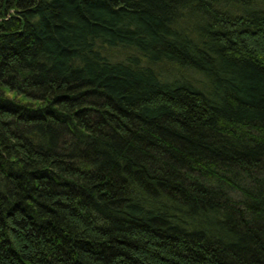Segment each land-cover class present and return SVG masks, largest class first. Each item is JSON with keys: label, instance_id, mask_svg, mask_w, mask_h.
<instances>
[{"label": "trees", "instance_id": "16d2710c", "mask_svg": "<svg viewBox=\"0 0 264 264\" xmlns=\"http://www.w3.org/2000/svg\"><path fill=\"white\" fill-rule=\"evenodd\" d=\"M0 264H264V0H0Z\"/></svg>", "mask_w": 264, "mask_h": 264}]
</instances>
